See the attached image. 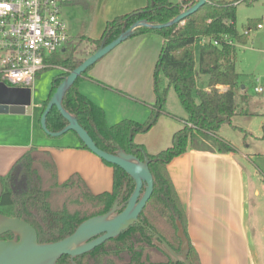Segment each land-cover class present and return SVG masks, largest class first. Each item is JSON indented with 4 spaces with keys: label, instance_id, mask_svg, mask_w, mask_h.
<instances>
[{
    "label": "trees",
    "instance_id": "obj_1",
    "mask_svg": "<svg viewBox=\"0 0 264 264\" xmlns=\"http://www.w3.org/2000/svg\"><path fill=\"white\" fill-rule=\"evenodd\" d=\"M196 1L147 0L145 6L107 20L98 38L80 35L78 42L68 41L61 50L48 57L47 62L51 65L46 68L57 66L61 72L51 79L42 111L63 77L95 51L103 39L105 43L110 42L137 20L166 23ZM251 1L255 0H208L181 23L156 30L149 27L135 30L131 36L154 31L163 38L154 70V108L144 122L132 119H122L114 124L107 122L103 108L77 87V81L92 65L65 92L63 107L77 118L99 148L108 152H114L117 148L127 152L135 150L133 154L140 159L146 155L153 177L152 193L139 213L138 221L117 236L75 256V264H183L173 261L157 245V236H160L174 251H180L177 221L187 233L186 214L167 164L188 148L220 152L235 150L234 145L221 137L218 131L223 124H231L233 116L253 113L242 105L248 101L246 93L239 94V101L236 102V89L240 85L239 73L235 68L236 46L247 39V34L237 29L236 7L240 2ZM81 41L88 46L78 53L77 47ZM160 73L167 81L164 87L159 86ZM203 75L207 77L208 90L198 85L199 77ZM217 85L229 86L230 90L219 91ZM170 86L186 113L184 124L172 134L170 146L154 154L148 153L143 144L134 141V134L148 130L156 122ZM66 123L57 108L52 106L46 116L47 128L57 131ZM80 143L81 147L88 149L81 140ZM103 161L113 168L112 189L94 193L77 173L59 182L51 153L30 147L4 176H0V213L18 216L31 223L37 231L39 242L57 241L68 236L81 221L106 212L122 192L125 201L135 187L134 180L122 168ZM10 238H15L11 232L0 236V239ZM188 247L187 260L191 264H201L198 252L190 242ZM57 262L72 264L68 255H62Z\"/></svg>",
    "mask_w": 264,
    "mask_h": 264
},
{
    "label": "crops",
    "instance_id": "obj_2",
    "mask_svg": "<svg viewBox=\"0 0 264 264\" xmlns=\"http://www.w3.org/2000/svg\"><path fill=\"white\" fill-rule=\"evenodd\" d=\"M94 1L97 16L104 18L102 30L107 20L143 7L147 2V0ZM78 2L85 6L89 4L92 12V5L86 0H72L64 5L63 10ZM81 22L85 24L84 21ZM69 25L76 29L79 26L73 20L67 27ZM85 27L87 28V24ZM80 35L91 37L89 33L84 32L77 34ZM71 36L76 35H70L71 40L77 39ZM127 39L130 42L126 47L115 50L116 45L90 67L82 76L81 84L77 85L80 92L103 108L109 124L122 119L144 122L151 115L156 99L153 82L154 98L145 99V95L139 94L142 89L136 85V73L131 66L133 62L139 61L140 54L137 49L142 42L156 43L158 39L161 41L162 37L150 31ZM59 69L61 72V68ZM34 86L31 89V105L26 106L23 113L8 110L0 112V176H4L25 151L35 146L51 153L59 182L64 181L72 173H77L94 193L110 191L113 184V168L89 149L81 147L79 138L62 144L49 142L43 134L38 135L35 138L37 140L33 139L35 123L41 127L39 118L43 108V103L34 101ZM241 87L244 88L243 85ZM204 88L209 89L206 84ZM216 89L222 92L230 90L226 85H217ZM136 103L146 107L147 111L142 112V108L135 106ZM176 115L178 114L163 108L157 120L170 123V117H177ZM178 116H181L180 122L177 120L171 122L165 133L149 141L148 145H144L141 135L135 136V142L143 144L148 153L158 152L163 147V143L160 144L161 139L164 142L169 141L172 134L183 126L186 113L181 111ZM234 147L235 150L229 152L188 148L167 164L186 214L185 235L188 242L197 250L201 264H264V229L259 227L260 221L258 220V223L252 209V205L255 207L253 196L255 198L259 195L262 187H256L254 169L248 164L251 162L256 166V163L252 156L240 151L235 145ZM253 216L256 223L252 222Z\"/></svg>",
    "mask_w": 264,
    "mask_h": 264
},
{
    "label": "water",
    "instance_id": "obj_3",
    "mask_svg": "<svg viewBox=\"0 0 264 264\" xmlns=\"http://www.w3.org/2000/svg\"><path fill=\"white\" fill-rule=\"evenodd\" d=\"M208 0H197L191 6L181 10L166 23H148L137 20L123 29L113 40L105 43L103 39L98 48L85 57L75 68L69 71L58 84L44 107L40 118L42 130L50 136H59L73 131L82 143L101 159L119 166L134 180L135 187L130 196L123 201V192L116 198L112 206L104 213L96 214L81 221L68 236L49 242H39L35 227L18 216H7L0 213V236L11 232L15 238L0 239V264H59L62 255H68L72 264L75 256L95 248L105 240L113 238L138 221V215L149 199L153 190V177L149 170V159L146 155L140 159L133 154L117 148L108 152L99 148L89 133L78 123L77 118L62 105L65 92L87 67L93 65L116 45L130 37L138 27H149L153 30L162 29L181 23ZM31 105V89L29 87L9 86L0 81V112L23 113L26 106ZM52 106L66 119V125L57 131H50L46 125V116ZM131 137V136H129ZM2 184L0 181V195ZM177 236L181 240L180 251H174L170 245L157 236V245L169 254L173 261L191 264L187 260L189 242L179 221Z\"/></svg>",
    "mask_w": 264,
    "mask_h": 264
},
{
    "label": "rangeland",
    "instance_id": "obj_4",
    "mask_svg": "<svg viewBox=\"0 0 264 264\" xmlns=\"http://www.w3.org/2000/svg\"><path fill=\"white\" fill-rule=\"evenodd\" d=\"M86 1L92 5V12L90 11L89 4L85 6L84 4H79V2L69 8H64L62 11L67 25L70 24L71 20L79 24L78 29L72 28L70 25L67 27L70 35H76L71 36L77 38L73 40L75 43L79 40L77 34L81 32L89 33L91 37H98L102 30V21L104 18L97 16L96 2L94 0ZM81 21H84L85 24H87V28ZM258 23L261 24V28L256 27V24ZM236 26L240 33H244L245 30L250 28L247 34L246 42L237 44L236 46L235 68L239 73L238 79L240 85L239 89H236V102L239 101V94L242 92L246 93L248 101L246 104L242 103V105H245L247 110L253 113L237 114L233 116L231 124H223L220 127L218 134L224 139L231 141V143L238 147L240 151H244L252 156L256 166L259 167L256 168L254 163H248L252 169H254L253 177L255 179L254 183L256 187H262L261 193L256 195L255 198L253 196L255 207L252 205V209H254L257 221H260L259 227L264 229V0H255L250 3L240 2L236 7ZM83 29H85V31H83ZM162 39L161 41L158 39L156 43L142 42L137 49L140 54L139 61L133 62V65L131 66L136 73V85L138 88L142 89L139 94L143 96L145 95V99L154 98L152 82L154 80L155 62L158 58V50L162 44ZM128 40L129 39H125L122 41L119 45H117L115 50H120L126 47L130 42ZM84 46V41H81L77 47L78 53L84 50L88 45ZM197 49L198 47L195 48L196 58ZM59 72L60 69L57 66H52L43 69L38 74L34 82V101L43 103L42 100L48 94L52 77ZM203 77L205 79L207 78L205 75L199 77V86H205L206 84L205 79H202ZM81 80L82 78L77 81V85L81 84ZM166 84L167 81L165 76L160 73L159 86L164 87ZM242 85L244 86L243 89L241 87ZM256 86H261L263 91L256 92L254 90ZM135 106H137V108H142V112L147 111L146 107L141 106L138 103H136ZM163 108L178 115H180L181 111L185 113L174 89L171 86L168 87ZM137 115H139V112ZM178 115L174 118L170 117V123L167 121L160 122L157 120L149 130L136 132L133 138L134 141L136 139L135 136L141 135V138L145 143L144 145H148V142L154 140V138L158 137L159 134H164L165 130L170 127L171 122H175L176 120L179 121L181 116ZM166 133L167 135L169 134V132ZM42 134L49 142H55L58 144L78 140L76 134L71 130L59 136H50L46 134L41 127H38V123H35L33 139H35L38 135L41 136ZM161 143H163V147L160 149L167 148L171 145V138L169 141L165 140V142L161 139L160 144ZM259 169H261V171H259ZM256 218L253 216L252 222L255 221L256 223Z\"/></svg>",
    "mask_w": 264,
    "mask_h": 264
},
{
    "label": "built area",
    "instance_id": "obj_5",
    "mask_svg": "<svg viewBox=\"0 0 264 264\" xmlns=\"http://www.w3.org/2000/svg\"><path fill=\"white\" fill-rule=\"evenodd\" d=\"M70 1L0 0V81L33 88L37 74L51 65L48 57L71 40L62 14Z\"/></svg>",
    "mask_w": 264,
    "mask_h": 264
},
{
    "label": "flooded vegetation",
    "instance_id": "obj_6",
    "mask_svg": "<svg viewBox=\"0 0 264 264\" xmlns=\"http://www.w3.org/2000/svg\"><path fill=\"white\" fill-rule=\"evenodd\" d=\"M16 237V236H15Z\"/></svg>",
    "mask_w": 264,
    "mask_h": 264
}]
</instances>
